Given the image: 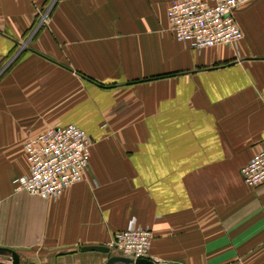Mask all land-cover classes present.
Segmentation results:
<instances>
[{
	"label": "crops",
	"instance_id": "0c3cea01",
	"mask_svg": "<svg viewBox=\"0 0 264 264\" xmlns=\"http://www.w3.org/2000/svg\"><path fill=\"white\" fill-rule=\"evenodd\" d=\"M173 1L0 0V248L19 264H105L79 248L130 222L160 264H264V184L239 176L264 148V0L234 10L237 46L201 51L174 41ZM65 125L90 140L84 180L16 193L23 142Z\"/></svg>",
	"mask_w": 264,
	"mask_h": 264
},
{
	"label": "built area",
	"instance_id": "2783aa9c",
	"mask_svg": "<svg viewBox=\"0 0 264 264\" xmlns=\"http://www.w3.org/2000/svg\"><path fill=\"white\" fill-rule=\"evenodd\" d=\"M249 0H175L166 9L174 41L195 50L217 46L235 47L242 34L238 29L234 10ZM41 15L39 23L45 20ZM90 140L75 125L49 127L23 142L28 175L12 180L16 193L44 201L57 199L67 188L85 178L89 164ZM240 178L247 188L264 184V148L240 169ZM1 203V201H0ZM153 235L148 228H139L130 222L126 230L112 235L109 251L128 259L148 260Z\"/></svg>",
	"mask_w": 264,
	"mask_h": 264
},
{
	"label": "water",
	"instance_id": "95a60500",
	"mask_svg": "<svg viewBox=\"0 0 264 264\" xmlns=\"http://www.w3.org/2000/svg\"><path fill=\"white\" fill-rule=\"evenodd\" d=\"M79 252H86V253H91V252H96L101 255L106 254L107 255V260L105 264H154L153 262H150L148 260H140V259H128L123 256H113L111 254V251H109L108 248L104 247L101 248L99 246H91V247H81L79 248ZM0 254L7 255L11 261L10 264H19V256L15 254L14 252H8L5 251V249L0 248Z\"/></svg>",
	"mask_w": 264,
	"mask_h": 264
},
{
	"label": "rangeland",
	"instance_id": "374dc122",
	"mask_svg": "<svg viewBox=\"0 0 264 264\" xmlns=\"http://www.w3.org/2000/svg\"><path fill=\"white\" fill-rule=\"evenodd\" d=\"M2 72H3V70L2 71H0V75L2 74ZM2 260V259H1ZM5 260V259H4ZM6 263L5 264H10L11 263V261L9 260V257L7 256V258H6ZM1 262V261H0ZM0 264H2V263H0ZM25 264V263H24Z\"/></svg>",
	"mask_w": 264,
	"mask_h": 264
}]
</instances>
